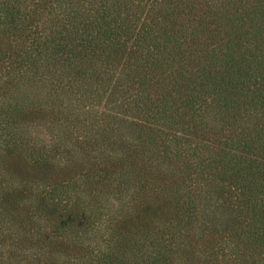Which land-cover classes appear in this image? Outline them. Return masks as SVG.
Returning <instances> with one entry per match:
<instances>
[{
	"label": "trees",
	"instance_id": "16d2710c",
	"mask_svg": "<svg viewBox=\"0 0 264 264\" xmlns=\"http://www.w3.org/2000/svg\"><path fill=\"white\" fill-rule=\"evenodd\" d=\"M0 264H264V0H0Z\"/></svg>",
	"mask_w": 264,
	"mask_h": 264
}]
</instances>
